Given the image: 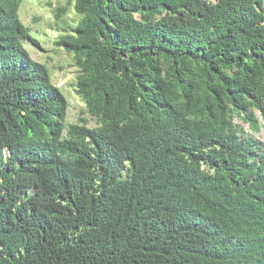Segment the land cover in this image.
<instances>
[{"label":"trees","instance_id":"1","mask_svg":"<svg viewBox=\"0 0 264 264\" xmlns=\"http://www.w3.org/2000/svg\"><path fill=\"white\" fill-rule=\"evenodd\" d=\"M20 1L0 0V264H264V0L59 3L74 122Z\"/></svg>","mask_w":264,"mask_h":264},{"label":"rangeland","instance_id":"2","mask_svg":"<svg viewBox=\"0 0 264 264\" xmlns=\"http://www.w3.org/2000/svg\"><path fill=\"white\" fill-rule=\"evenodd\" d=\"M66 1L52 0L53 4L56 5L59 3L65 4ZM32 2L33 0H23L21 9H19V15L21 13L25 23H30L35 15L42 19L37 23V29L32 28L31 30L37 44L28 45L27 49L32 57L35 56L39 61L47 63L52 82L61 88L67 99V118L72 121L77 120L81 111L85 110L84 102L73 89V77L77 72V68L73 65L71 53H67L63 48L57 46L56 41L58 35L69 31L71 27L77 24L78 17L75 15L72 5H69L68 11L62 20L54 21L52 8L47 5L46 1ZM50 22L57 24L58 28L51 27ZM83 116L88 118L86 112L83 113ZM89 123L93 124V121L90 120ZM256 134L264 140V128Z\"/></svg>","mask_w":264,"mask_h":264},{"label":"clouds","instance_id":"3","mask_svg":"<svg viewBox=\"0 0 264 264\" xmlns=\"http://www.w3.org/2000/svg\"><path fill=\"white\" fill-rule=\"evenodd\" d=\"M36 1H38V0H33V2L32 3H35ZM42 1H46V3H47V5H48V3L49 2H51L52 3V5H48V6H50L51 8H52V12H53V10H54V8L57 6L56 4H53V2H52V0H42ZM22 2H23V0H21L20 1V4H19V6L17 7V11H16V14H17V18H18V21L21 23V25L23 26V28H25L26 29V31L20 26V32L22 33L21 35H19L21 38H24L22 41H23V47H24V49L29 53V51H28V49H27V46L28 45H35V44H37V40H36V38H34V36L32 35V32H31V30H32V28L33 29H35L37 26L36 25H38L37 23L38 22H40L42 19L39 17V16H33V19H32V21L30 22V23H25V21L23 20V18H22V15H21V13H20V15H19V9H21V4H22ZM59 5V4H58ZM22 11V10H21ZM65 15V14H64ZM63 15V16H64ZM20 16H21V18H20ZM63 16H62V18H63ZM55 18V17H54ZM62 18H60L59 20L58 19H56L55 18V20L54 21H60V20H62ZM50 26L51 27H56V28H58V25L57 24H55V23H53V22H50ZM37 29V28H36ZM61 35V34H60ZM59 36V35H58ZM57 40H58V38H57ZM60 47V46H59ZM60 48H62V47H60ZM29 55H30V53H29ZM30 57H32L31 55H30ZM33 59H35V60H37L38 62H40V63H44V64H46L47 65V63L46 62H42V61H39L35 56H33L32 57ZM47 67H48V65H47ZM49 69V68H48ZM49 73H50V70H49ZM50 78H51V75H50ZM52 81V80H51ZM73 81H75V76L73 77ZM53 83V82H52ZM74 83V82H73ZM54 84V83H53ZM56 87H58L60 90H61V88L58 86V85H56V84H54ZM73 89H74V85H73ZM75 91V90H74ZM61 92H62V90H61ZM76 93V92H75ZM62 94H63V92H62ZM76 95H77V93H76ZM63 96H64V98H65V100H66V102H67V99H66V97H65V95L63 94ZM79 96V95H78ZM80 97V96H79ZM67 108H68V103H67ZM68 119V118H67ZM69 120V119H68ZM70 122H74V121H72V120H69Z\"/></svg>","mask_w":264,"mask_h":264}]
</instances>
